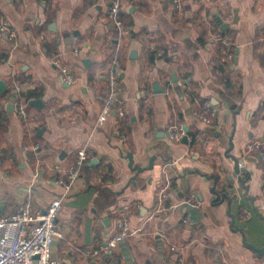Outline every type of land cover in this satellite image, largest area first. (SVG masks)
<instances>
[{
  "label": "crops",
  "instance_id": "1",
  "mask_svg": "<svg viewBox=\"0 0 264 264\" xmlns=\"http://www.w3.org/2000/svg\"><path fill=\"white\" fill-rule=\"evenodd\" d=\"M119 2L130 22V34L114 42L124 114L101 123L107 88L96 72L111 62L116 31L109 0H0L16 34L0 36V213L28 199L35 212L61 197L56 264H123L124 251L136 264H264L237 230L264 246V0ZM55 56L71 67L73 84L62 80ZM213 110L212 123L197 119ZM170 125L187 126L188 143L169 138ZM81 148L92 158L65 189L58 180ZM127 153L143 167L156 158L138 172ZM186 201L199 210L196 220L183 213ZM123 219L127 231L113 242Z\"/></svg>",
  "mask_w": 264,
  "mask_h": 264
},
{
  "label": "built area",
  "instance_id": "2",
  "mask_svg": "<svg viewBox=\"0 0 264 264\" xmlns=\"http://www.w3.org/2000/svg\"><path fill=\"white\" fill-rule=\"evenodd\" d=\"M107 9V17L110 20L114 30L119 35L125 36L130 34V30L124 25L120 16L119 0H109ZM15 32L10 21L4 15L0 14V36H7L11 39L15 38ZM77 40H74V53L78 54L79 49L76 46ZM54 64L59 70L62 80L68 84L76 81L75 74L71 67L65 63L60 56H55ZM119 60L112 57L109 66L104 70L96 72L97 76H106L107 91L105 96V104L99 121L102 123L104 119L111 113L122 116L124 109L121 100V80L119 77ZM15 108L18 115L24 119H29L28 111L25 106L15 99ZM215 111L209 113L197 112V119L207 124L212 123V117ZM182 126L170 125L168 127V135L174 141H180L185 135ZM188 136V135H187ZM190 139V136H188ZM37 150V145L32 147ZM91 154L86 148L77 151L75 163L71 165L63 179L58 180L65 189L70 187L71 180L77 178L80 174V168L91 160ZM259 159L264 165V150L259 152ZM61 208V197L56 196L48 205L38 211H32L31 200H26L23 205L10 213H0V264H56V259L52 255V245L54 238L59 235V231L55 226V217ZM121 232L113 238V242H121L127 231L126 219L119 220ZM110 253V246L106 247ZM99 250H95L97 254ZM177 264H185L182 259L177 260Z\"/></svg>",
  "mask_w": 264,
  "mask_h": 264
},
{
  "label": "water",
  "instance_id": "3",
  "mask_svg": "<svg viewBox=\"0 0 264 264\" xmlns=\"http://www.w3.org/2000/svg\"><path fill=\"white\" fill-rule=\"evenodd\" d=\"M216 21L218 22V24L220 25L221 29H227V24L223 23L220 19L216 18ZM86 63H88V60H85ZM171 81L173 83H177V76L175 73L172 74V78H171ZM5 86H6V83L4 82V80H1L0 79V95L3 94L4 92V89H5ZM153 87H154V92H157V93H161L163 92L162 88L160 87V84L158 82H154L153 83ZM182 93V92H181ZM183 94H181L182 96ZM30 104H38L40 105L41 104V100L40 99H34V100H31L30 101ZM8 109L9 110H13L14 109V104L13 102H10L8 105H7ZM184 130L185 132H188V127L185 126L184 127ZM184 143H188V136L187 134L183 135L182 139H181ZM230 146L232 145V139L230 138ZM227 155L229 157H231L234 161V171L236 173H241L243 172L245 169L243 167L240 166V163L238 161V159L236 157H234L233 155L231 154H228L227 152ZM127 158L129 159V162H128V166L132 169V170H136L138 172L140 171H143L145 169H149V168H152L153 166V163H154V159L156 158L155 155L151 156L150 159H149V162H148V165L147 166H140L136 163H134V159H133V156L131 153H127ZM97 159H94L92 161L89 162V164H93L95 163ZM218 197V195H217ZM182 208H183V213H188L190 215V217L193 219V220H196L199 216V210H197V208L191 203V202H184L183 205H182ZM253 209L255 210L256 213L259 214L258 212V208L256 206L253 207ZM238 231L241 232L242 236H243V243L246 247L250 248L256 256H260V255H263L264 254V246L262 247H257L255 246L254 244L250 243V242H247L246 240V237L244 235V232L241 228H237ZM160 237V234L157 235V238ZM121 246H124V243H121L120 244ZM110 256V255H109ZM108 256V257H109ZM123 256L125 258V262L123 264H136L134 262V260H132L130 254L127 252V251H124L123 253ZM112 264H120V259L117 258V259H113L111 261Z\"/></svg>",
  "mask_w": 264,
  "mask_h": 264
},
{
  "label": "trees",
  "instance_id": "4",
  "mask_svg": "<svg viewBox=\"0 0 264 264\" xmlns=\"http://www.w3.org/2000/svg\"><path fill=\"white\" fill-rule=\"evenodd\" d=\"M121 18H122V20H123V22H124V24H130V22H127V21H125L124 19H123V15H121ZM119 38V32L118 31H114L113 32V35H112V38H111V40H110V46L112 47L111 48V51L107 54V60H109L110 58H112V57H117V58H119V53L115 50L116 48H115V46H114V42L115 41H117V39ZM215 68H216V70L217 71H222V65L221 64H215ZM224 79H226L227 80V76L226 75H224V77H223ZM98 79H100L102 82H105V89L107 88V83H106V76H100ZM18 97H19V99H20V101H22V102H26L27 101V99H28V97H29V94L28 93H26V92H24V91H21L20 93H19V95H18ZM246 178V176H243L242 178H241V180L242 181H244V179ZM219 201V199H217L215 202H218Z\"/></svg>",
  "mask_w": 264,
  "mask_h": 264
}]
</instances>
